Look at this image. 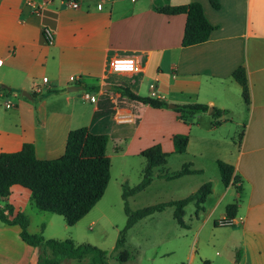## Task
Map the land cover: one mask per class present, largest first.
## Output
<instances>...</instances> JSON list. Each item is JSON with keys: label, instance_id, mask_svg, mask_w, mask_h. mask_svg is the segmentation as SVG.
I'll return each mask as SVG.
<instances>
[{"label": "crops", "instance_id": "1", "mask_svg": "<svg viewBox=\"0 0 264 264\" xmlns=\"http://www.w3.org/2000/svg\"><path fill=\"white\" fill-rule=\"evenodd\" d=\"M191 1L201 4L205 17L216 28L206 41L182 46L186 15L165 14L157 8ZM219 2L220 8L215 9L209 0H0V85L9 87L0 90V153L17 151L30 142L38 159L60 157L68 132L90 125L99 95L108 91L116 111L115 123L109 124L112 128L107 132L114 143L131 138L120 151L123 154L138 139L148 114L164 116L174 125L170 138L176 133L187 134L185 151L179 154L185 155L191 168L203 174L205 167L199 161L214 167L220 159L233 165L234 174L241 179V192L233 185L221 187L218 179L211 181V192L195 215V230L185 228L187 233L181 234L192 241L185 255L188 264L195 256L207 264L225 260L207 248L210 241L212 246L227 248L231 259L240 250V264H264V0ZM45 28L52 32V42L46 40ZM118 54L136 56L135 72L107 71L110 59ZM239 65L245 68L249 104L243 101L241 87L231 75ZM135 77H140L136 93L141 96L173 104L196 101L228 112L215 119L220 122L215 127L208 112L196 113L185 123L172 108L151 107L105 88ZM71 85L82 89L67 91ZM83 85H97L98 90L88 91ZM47 89L58 91L33 97ZM158 141L153 138L149 146ZM191 175L195 174L181 177ZM14 186L1 199L11 204L14 212L26 214L27 204L35 207L30 192ZM229 202L237 203V211L228 221L232 226H223L220 221ZM155 213L159 212L145 217ZM206 225L211 238L200 243ZM221 227L229 228L220 233ZM26 229L35 232L29 219ZM20 231L18 224L0 221V264H35L40 248L25 243ZM73 260L62 262L81 264L84 259ZM86 264L95 263L89 258Z\"/></svg>", "mask_w": 264, "mask_h": 264}, {"label": "trees", "instance_id": "2", "mask_svg": "<svg viewBox=\"0 0 264 264\" xmlns=\"http://www.w3.org/2000/svg\"><path fill=\"white\" fill-rule=\"evenodd\" d=\"M210 5L220 8L219 0H209ZM165 14L186 15L182 46H189L204 42L211 31L216 28L203 13L202 6L197 1L187 4L165 5L157 8ZM233 79L241 87V96L249 104V89L245 68L237 66L231 73ZM140 77L123 78L122 84L112 83L114 92H118L127 99L147 104L156 108H167L168 101L163 98L141 96L136 93ZM88 91L96 92L97 85H83ZM0 90L5 91L0 87ZM58 90L47 89L44 93L33 94V97H42ZM126 107L125 104H120ZM115 104L108 91L102 92L97 100L89 126L71 129L66 138L64 153L53 159H38L35 156L34 146L24 142L21 148L12 152L0 153V196L6 197L11 192V187L19 185L28 189L33 205L40 211L61 215L67 225L79 221L102 197L110 178V158L106 152L108 142L107 129L109 124H114ZM210 106L201 102L175 103L173 110L177 117L187 122L196 113L207 112ZM210 115L213 117L211 125H219L216 118L227 113V109L211 106ZM134 112V111H133ZM135 113V112H134ZM137 119L135 120V124ZM188 136L186 133H176L172 137L173 153H183L186 148ZM145 158L142 169L141 181L134 187L123 185L122 198L126 222L119 231L113 250L114 258L120 263H125L130 252L125 249L127 231L141 218L154 212L163 211L166 207H174L173 217L181 227L187 225L183 221L184 206L193 202L196 213L203 209L207 195L211 192V182L203 183L196 191L184 198L157 203L132 210L127 201V196L147 187L153 178V169L166 163L168 153L163 151L160 144L156 143L140 151ZM222 184L227 187L233 185L237 192H241V179L234 174L233 165L217 159L215 161ZM190 162L182 164L181 168L172 172H163L157 175L166 180L174 179L188 174L201 173L200 169L190 167ZM237 203H228L225 206V217L220 221L223 226H232L228 221L235 217ZM0 221L7 224H18L21 228V239L33 246L39 247L35 264H60L63 259L82 260L90 257L92 263L108 264L105 250L90 243H76L71 238L45 239L41 234L29 233L26 229L28 216L21 212H14L11 204L5 203L0 208ZM215 225H219L218 220ZM238 255V254H237ZM207 264L206 261L203 262Z\"/></svg>", "mask_w": 264, "mask_h": 264}, {"label": "rangeland", "instance_id": "3", "mask_svg": "<svg viewBox=\"0 0 264 264\" xmlns=\"http://www.w3.org/2000/svg\"><path fill=\"white\" fill-rule=\"evenodd\" d=\"M169 101L168 104H173ZM155 121L156 124L152 125ZM173 128L174 125L169 118L148 114L138 132V139L133 140L124 154L120 151L125 149L131 138L114 143V140L109 136L106 152L110 158V178L103 196L85 215L87 217L81 218L73 225H67L61 215L38 211L29 203L26 206V214L30 220V229L35 231L33 233H40L45 238H71L76 243L95 245L106 251L108 264H188V256L186 258L185 255L187 254V244L191 245L192 241L189 240V237L186 238L181 234L187 233L185 228L193 230L196 228L195 215L197 213L193 202L184 206L183 221L187 225L186 227H181L176 222L172 206L166 207L162 212L155 213L151 217H145L134 225L126 235L125 249L131 254L126 263L116 260L113 250L118 233L126 222L122 198L123 185L134 187L141 181L145 158L136 151L139 147H148L153 138L160 139L156 143H161L165 152L168 153L167 160L164 165L153 169V178L149 186L127 196L128 205L132 210L184 198L196 191L203 183L211 182L213 179H218L220 186L224 187L216 165L213 167L205 161H199V164L205 167L203 174L195 173L188 177H177L170 180L157 177L159 173L180 169L182 164L188 161L185 155L170 153L174 145L169 132ZM13 188H21V190L29 192L18 185ZM3 201L5 202L0 196V203L3 204ZM226 228L221 227L220 233H225ZM210 238V226L206 225L200 234V243L201 240ZM207 248L213 252L217 251L220 254L219 258L226 257L224 261H212L210 264H237L241 260L240 250H237L231 259V253L223 246H212L210 241ZM89 258L85 257L81 264H86ZM62 261L74 263L73 259H63ZM204 261L206 260L195 256L191 264H204Z\"/></svg>", "mask_w": 264, "mask_h": 264}, {"label": "built area", "instance_id": "4", "mask_svg": "<svg viewBox=\"0 0 264 264\" xmlns=\"http://www.w3.org/2000/svg\"><path fill=\"white\" fill-rule=\"evenodd\" d=\"M73 6H76V2L72 1ZM44 36L46 38V40L48 42H52L53 40V35L52 32L45 28L43 30ZM137 68V60H136V56L133 54H118L113 56L109 63H108V67H107V71L109 73H116V74H130L135 72ZM109 127L108 130H110ZM107 136L109 139L110 136V132H107ZM221 224V223H220Z\"/></svg>", "mask_w": 264, "mask_h": 264}, {"label": "water", "instance_id": "5", "mask_svg": "<svg viewBox=\"0 0 264 264\" xmlns=\"http://www.w3.org/2000/svg\"><path fill=\"white\" fill-rule=\"evenodd\" d=\"M0 87L9 90V87H7L4 84H1ZM105 88H106V90H110V89H112V86L110 84H106ZM79 89H82V87L79 86V85H71V86H67V88H66L67 91H76V90H79ZM21 94L23 96H25L26 98H29V99L32 98L31 94L26 92V91H21ZM168 107L169 108H173L174 104H168ZM211 111H212V108L209 107L207 112L210 113Z\"/></svg>", "mask_w": 264, "mask_h": 264}]
</instances>
